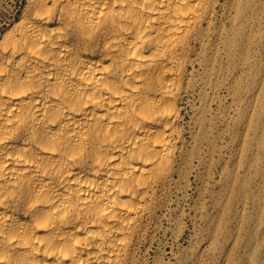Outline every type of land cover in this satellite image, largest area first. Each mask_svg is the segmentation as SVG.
I'll list each match as a JSON object with an SVG mask.
<instances>
[{"label": "bare ground", "instance_id": "bare-ground-1", "mask_svg": "<svg viewBox=\"0 0 264 264\" xmlns=\"http://www.w3.org/2000/svg\"><path fill=\"white\" fill-rule=\"evenodd\" d=\"M28 1L0 33V264H133L202 158L183 95L249 53L264 0Z\"/></svg>", "mask_w": 264, "mask_h": 264}, {"label": "rangeland", "instance_id": "rangeland-1", "mask_svg": "<svg viewBox=\"0 0 264 264\" xmlns=\"http://www.w3.org/2000/svg\"><path fill=\"white\" fill-rule=\"evenodd\" d=\"M28 5L0 0V33ZM248 46L238 59L220 50L210 82L183 95V125L205 124L202 158L172 185L133 264H264L263 24Z\"/></svg>", "mask_w": 264, "mask_h": 264}]
</instances>
